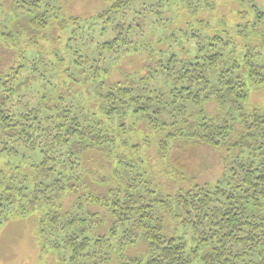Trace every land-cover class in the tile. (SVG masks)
<instances>
[{"label":"trees","instance_id":"1","mask_svg":"<svg viewBox=\"0 0 264 264\" xmlns=\"http://www.w3.org/2000/svg\"><path fill=\"white\" fill-rule=\"evenodd\" d=\"M52 1L13 0V25L2 35L15 39L22 33L46 32L51 26L64 29L66 22L62 18L64 22H58ZM244 1L240 3L245 5ZM249 1L251 21L228 27L225 17L219 20V26L196 20L198 28L189 23L187 29H178V35L177 31L167 35V50L140 49L150 52L151 58L159 55L153 64L146 65L142 78L126 75L124 81L109 85L100 81V67L93 65L94 61L87 65L91 60L83 55V39L90 32L88 28L78 31L81 25L77 19H73L77 26L65 43L64 51L76 71L69 66L71 72H65L64 81L72 80L80 87L95 83V98L101 103L97 109L108 121L124 118L126 110L143 117L153 128H158L160 121L162 129L169 128L160 141L161 153L169 139L181 137L235 150L236 158H232L228 170L224 168L214 188L197 185L176 196L156 198L149 183L140 181L137 172L132 176L133 165L120 155L118 161L123 167L117 172L121 185L106 195L83 192L79 153L87 149L111 150L119 138L108 130L102 131L104 123L100 125L58 97L53 106L41 105L43 99L37 106L24 103L17 107L12 102L16 94L29 88L31 77L41 78L42 70L37 64L26 66L14 61L5 72L0 71V155L10 165L9 174L0 169V225L14 208L24 216L44 207L40 230L48 234L44 236L52 249L63 250L67 256L61 260L69 264H110L112 254H117L119 264H193L196 260L203 264H264V216H256V210L261 209L254 207L264 205V111L246 104L250 90L264 85V11ZM106 2L105 10L89 23L85 21V26L95 24L101 34L96 41L97 55H113L114 59L138 49L144 37L143 26L138 21L140 13L134 10L135 0ZM172 2L178 4L180 0ZM185 2L191 15L201 6L211 10L215 6L214 0ZM247 14L241 12L240 17L245 19ZM210 30L214 32L207 34ZM174 45L184 47L186 54L179 57L172 50ZM53 56L56 60L50 66L59 70L63 65L61 49ZM58 72L55 78L62 71ZM81 73L87 76L85 85H80ZM155 77L166 91L152 83ZM211 98L227 110L220 121V115L212 118L205 114L202 104ZM116 130L125 133V124L117 125ZM120 140L127 144L126 139ZM69 191L77 198L70 209L60 214L57 201ZM90 205H100L110 212L113 220L107 233L93 234L98 214L90 213ZM155 205L173 218L181 216L177 214L179 209L184 212L186 216L180 224L193 229L192 240L167 231L165 216L155 211ZM50 233H59L60 237L52 238ZM140 241L146 246L145 254L134 257L123 253L124 248Z\"/></svg>","mask_w":264,"mask_h":264},{"label":"rangeland","instance_id":"2","mask_svg":"<svg viewBox=\"0 0 264 264\" xmlns=\"http://www.w3.org/2000/svg\"><path fill=\"white\" fill-rule=\"evenodd\" d=\"M172 1L135 0L133 6L134 10L140 13L138 21L143 26L141 31L144 37L140 40L137 50L125 52L118 58L112 59L113 55L106 54L104 57L97 55L96 41L101 37L97 26L95 24L91 27L90 24L85 26V21H90L105 10L108 4L106 0H53L52 4L58 13L57 20L60 22L63 21L60 18L64 19L66 27L56 29L51 26L45 30L46 32L31 33L35 38L28 35L27 32L20 34L15 39L5 38L2 35L6 33L8 26H10L8 29H11L13 25L12 22L10 23L13 0H0V71L5 72L7 65L14 61L15 63L22 62L26 66L37 64L42 70V77H37V79H35V76L34 78L31 77L29 88L16 94L12 102L21 108L24 103L37 106L40 100L44 99V102H40L41 105L53 106L57 104V97L61 98L60 102L63 104L71 105L76 111L89 114L100 125L104 123L102 131L108 130L111 135L119 138L111 150L107 149L103 152L96 149H87L79 153L78 159L82 168L81 177L85 183L83 192L106 195L109 190L119 187L121 180L117 170H121L123 167L118 161L120 155L133 165L135 171L132 176L137 172L136 174L140 175V181L142 179L149 183L152 196L159 199H166L168 196H176L179 193L182 194L197 185L205 189L214 188L217 181L222 179L225 172L224 168L228 170L232 158H236L235 150L229 151L224 147H211L199 141L182 137L176 140L169 139L164 152L161 153L160 141L165 138L164 136L169 128L162 129L164 126H160V121L157 122L159 127L153 128L146 123L143 117H135L132 110H126L124 118L116 117L115 121H108L104 113L101 115L100 110L97 109L101 103L98 97L95 98L97 91L94 89L95 77L93 73L90 74L92 75L91 82L94 83L92 87H80L73 85L72 82L74 81L72 80L65 82L63 79L65 72H71L69 66L74 67L64 51L65 43L69 40L71 31L75 30L77 26L73 19H77L81 25L78 31L88 28L90 35L88 38L83 39L85 41V54L83 55H87L91 60L87 65H91L94 61L93 65H96L97 68L100 67L99 80L106 85L124 81L126 75L142 78L146 73V65L153 64L155 57L158 59L159 55L151 58L150 52L147 50L140 51V49L167 50V35H171L176 31V35H178V29H187L189 23L196 28H198L196 20L219 26L222 24L219 23V20L225 17L227 26L234 27L237 23L252 20L249 0L244 1L245 5L240 3L241 0H214L215 6L212 10L201 6L194 15H191L190 8L187 7L185 0H180L178 4H173ZM251 1L264 11V0ZM157 7L160 8V13L157 12L159 10ZM244 11L248 13L245 19L240 17V13ZM158 14H161V16ZM13 29L15 28L13 27ZM210 32L214 31L210 30L207 34H211ZM106 34L109 37L110 31L108 30ZM138 35L136 32V36ZM105 37L107 36H103V38ZM183 45L186 46V44ZM8 48L9 50H7ZM59 49H61L63 65L59 67V70H56V67L53 68L50 65L53 60H56L53 59L55 58L53 56L54 51L59 53ZM191 49L193 50V46H191ZM172 50L177 51L179 57H183L184 53L186 54L184 47L174 45ZM166 54L163 53V57ZM66 59L67 61L64 62ZM73 70L75 69L73 68ZM57 71L62 72L61 75L58 74V78H55ZM75 77L78 76L75 75ZM81 77L83 78L80 85H85L87 76L83 74ZM156 79L155 77L152 83L156 84L157 87H164L162 81ZM164 91H166V87H164ZM17 99L21 100L20 104H18ZM246 104L250 108L258 106L264 111V85L250 90ZM202 105L207 116L214 118L220 115L219 121L225 117L227 110L218 106L213 98L205 101ZM166 119L170 123L168 116H166ZM188 119L192 120L190 117ZM119 124H125V133L115 131ZM120 139L122 141L126 139L127 144L123 145ZM109 151L110 154H108ZM6 161L7 159L0 155V169L8 173L10 165H7ZM23 169L27 171L24 164ZM123 174L126 175L127 172H123ZM65 194L57 201L58 204L60 203V207L57 209L60 214L70 209L77 198V195L70 191ZM81 197L83 198V196ZM254 207H260L261 209L260 211L256 210L255 215L264 216V205H255ZM40 209L44 211V207H40ZM87 209L92 214H98V220L94 222L93 234L102 235L107 233L113 220L110 212L101 208L100 205H90ZM154 209L161 217L165 216L167 231L171 232L173 230L174 233L192 240L193 229L187 226L182 227L180 224L185 215L184 212L182 213L179 209L177 214L181 216L173 218L161 206L155 205ZM16 211V208L12 209L11 214L0 225V264H69L67 261L61 260V257L67 256L63 253V250L52 249L51 242L45 238L48 234L42 233L40 230L39 222L43 218V212L36 209L21 216ZM50 236L52 238L60 237V234L50 233ZM191 244L194 245L195 243ZM203 250H206V247ZM145 251L146 246L140 241L136 245L124 248L123 253L136 257V255L145 254ZM116 256L117 254H112L113 258L110 264H119ZM193 264L203 263L196 260Z\"/></svg>","mask_w":264,"mask_h":264}]
</instances>
